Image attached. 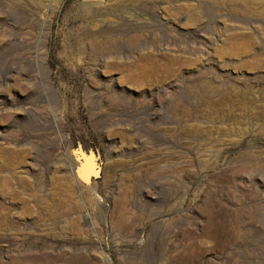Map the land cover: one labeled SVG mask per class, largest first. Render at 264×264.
I'll return each mask as SVG.
<instances>
[{
    "label": "rangeland",
    "instance_id": "rangeland-1",
    "mask_svg": "<svg viewBox=\"0 0 264 264\" xmlns=\"http://www.w3.org/2000/svg\"><path fill=\"white\" fill-rule=\"evenodd\" d=\"M0 264H264V0H0Z\"/></svg>",
    "mask_w": 264,
    "mask_h": 264
},
{
    "label": "bare ground",
    "instance_id": "bare-ground-1",
    "mask_svg": "<svg viewBox=\"0 0 264 264\" xmlns=\"http://www.w3.org/2000/svg\"><path fill=\"white\" fill-rule=\"evenodd\" d=\"M211 100H209L208 102H210ZM212 103L217 107L220 106L221 102L218 100H214L212 101ZM78 160L81 161V157H77ZM85 163V165H83ZM93 166H95V164L92 161H81L80 163V167H79V176L81 177L82 174H87L88 172H90L91 167L93 168ZM82 178V177H81ZM83 179V178H82Z\"/></svg>",
    "mask_w": 264,
    "mask_h": 264
},
{
    "label": "water",
    "instance_id": "water-1",
    "mask_svg": "<svg viewBox=\"0 0 264 264\" xmlns=\"http://www.w3.org/2000/svg\"><path fill=\"white\" fill-rule=\"evenodd\" d=\"M83 165H85V163ZM98 174H99V170L97 169V167L95 165V166H93V168L91 167L90 172H88L87 174H82L81 177L83 178L84 181L91 182L92 178L97 176Z\"/></svg>",
    "mask_w": 264,
    "mask_h": 264
}]
</instances>
